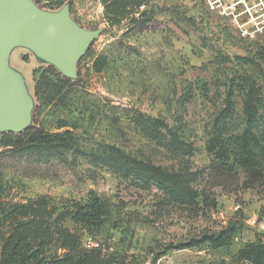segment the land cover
<instances>
[{
  "label": "rangeland",
  "instance_id": "374dc122",
  "mask_svg": "<svg viewBox=\"0 0 264 264\" xmlns=\"http://www.w3.org/2000/svg\"><path fill=\"white\" fill-rule=\"evenodd\" d=\"M23 1L85 41L68 66L24 44L6 51L21 114L0 128V248L29 235L49 259L78 257L91 238L138 264H264V176L239 169L238 183L207 181L214 162L264 156V30L250 24L244 35L201 0H150L144 26L108 25L100 0ZM260 3L247 2L255 20ZM48 68L56 77L36 98ZM65 131L64 144H29ZM15 139L23 143L10 147ZM91 191L117 230L112 222L88 235L66 217Z\"/></svg>",
  "mask_w": 264,
  "mask_h": 264
},
{
  "label": "trees",
  "instance_id": "16d2710c",
  "mask_svg": "<svg viewBox=\"0 0 264 264\" xmlns=\"http://www.w3.org/2000/svg\"><path fill=\"white\" fill-rule=\"evenodd\" d=\"M149 1L150 0H100V4L103 8V19L110 26H119L125 21H128L132 25L141 23L142 26H144L151 18V13L145 11L146 4H148ZM141 7H143L142 10ZM92 67L94 72L99 73L102 65L100 61L96 59L93 62ZM47 74L56 77V73L51 68H48L47 72L43 71L40 74L34 88V95L36 98L41 97L44 92L51 89L49 87L50 81L46 76ZM242 86L244 90H247L246 96L255 100L256 104L260 102V100H263L259 89L249 77H244L242 79ZM228 96H233V93L229 92ZM259 119H261V116H259ZM64 126L66 125L62 124L59 127L63 128ZM67 138H70L69 131L51 137L34 135V138L29 141V144H36V142L43 144L46 143L47 145L50 143L64 144L63 142L67 141ZM22 143V140L15 139V143L10 147L16 148L21 146ZM4 146L7 147L9 145ZM262 153H264V149H262ZM250 157L251 155L249 153L245 154L243 157L241 156L240 161L235 160L232 161V163L230 160L226 162H214L215 164L209 169L207 181H235L238 183L240 177V174L238 173L239 169L242 170L246 178L253 176L254 172H258L257 175L260 174L261 176H264V156L259 158L253 157L252 159H250ZM221 184L224 185L225 183ZM1 198L2 189L0 185V199ZM66 217L69 218L75 226L83 229L88 235L101 230L105 225L112 222V228L116 230L118 228V223L111 221L112 210L110 205L92 191L88 193V198L85 203L78 206ZM33 241L34 239L29 235L8 236L0 248V264H138L136 257L116 249V247L109 242H105L103 245L98 244L97 248L83 252L78 257L49 259L45 255V250L41 247L39 248L38 246H35ZM214 242L213 246L215 248L224 246L219 238H216ZM247 247L248 246H245L244 248ZM249 247L257 249L255 244H250ZM245 254H247V259H253V256L250 255V251L245 252Z\"/></svg>",
  "mask_w": 264,
  "mask_h": 264
},
{
  "label": "water",
  "instance_id": "95a60500",
  "mask_svg": "<svg viewBox=\"0 0 264 264\" xmlns=\"http://www.w3.org/2000/svg\"><path fill=\"white\" fill-rule=\"evenodd\" d=\"M84 41L69 30L63 19L40 16L23 0H0V128L13 125L21 114L13 81L4 72L8 48L15 43L24 44L68 66Z\"/></svg>",
  "mask_w": 264,
  "mask_h": 264
},
{
  "label": "built area",
  "instance_id": "2783aa9c",
  "mask_svg": "<svg viewBox=\"0 0 264 264\" xmlns=\"http://www.w3.org/2000/svg\"><path fill=\"white\" fill-rule=\"evenodd\" d=\"M58 3L61 0H47V2ZM205 7L211 12L215 13L220 17H229L233 20L234 25L241 31L244 35H251L250 30L247 29L251 24L252 33H261L264 30V7L262 3L259 4L263 9H261V20H255L252 15L250 8L247 7V2L249 0H201ZM260 2V1H259ZM243 10H240V8ZM143 7H141V10ZM245 15V21H239V17ZM86 247L88 249H95L98 244L92 239H87Z\"/></svg>",
  "mask_w": 264,
  "mask_h": 264
}]
</instances>
